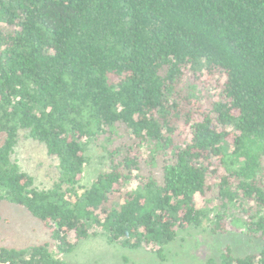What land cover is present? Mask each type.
Masks as SVG:
<instances>
[{"label": "trees", "instance_id": "16d2710c", "mask_svg": "<svg viewBox=\"0 0 264 264\" xmlns=\"http://www.w3.org/2000/svg\"><path fill=\"white\" fill-rule=\"evenodd\" d=\"M0 133V202L55 246L0 264H71L99 235L163 256L202 226L262 243L205 264H264V0H0Z\"/></svg>", "mask_w": 264, "mask_h": 264}, {"label": "rangeland", "instance_id": "374dc122", "mask_svg": "<svg viewBox=\"0 0 264 264\" xmlns=\"http://www.w3.org/2000/svg\"><path fill=\"white\" fill-rule=\"evenodd\" d=\"M213 81L210 77L209 83ZM4 139L5 134L0 133V145ZM23 155L26 158L31 155L35 166L41 160V153L34 149L24 151ZM90 155L91 162L82 179L84 186L91 184L107 162L101 149H94ZM49 241L55 250L50 230L38 218L18 205L6 200L0 202V247L24 248ZM226 247H231L235 256H245L258 253L262 243L258 238L238 232L214 234L207 226H202L179 230L176 239L164 246L163 256L146 247L131 249L111 244L102 235L82 240L72 252L59 256L71 264H205L210 258L219 260Z\"/></svg>", "mask_w": 264, "mask_h": 264}]
</instances>
